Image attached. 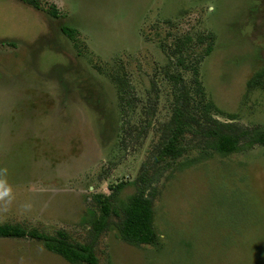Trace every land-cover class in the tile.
<instances>
[{"label":"rangeland","instance_id":"obj_1","mask_svg":"<svg viewBox=\"0 0 264 264\" xmlns=\"http://www.w3.org/2000/svg\"><path fill=\"white\" fill-rule=\"evenodd\" d=\"M37 1L0 0V223L63 230L91 243L97 264H264L261 145L170 163L151 193L157 247L88 223L94 193L120 182L119 198L134 191L171 112L165 71L190 75L166 48L175 35L215 36L198 68L213 116L264 125V88L247 85L264 62V0ZM64 24L77 28L80 53ZM112 75L133 109L119 106ZM0 264L71 263L35 239L2 238Z\"/></svg>","mask_w":264,"mask_h":264},{"label":"trees","instance_id":"obj_2","mask_svg":"<svg viewBox=\"0 0 264 264\" xmlns=\"http://www.w3.org/2000/svg\"><path fill=\"white\" fill-rule=\"evenodd\" d=\"M21 1L39 8L37 0ZM47 12L53 17L57 16L53 4L48 7ZM60 29L80 53L77 28L64 24ZM214 40L212 32L182 34L173 37L171 47L166 44L169 50H163H168L174 67L187 71L190 75L185 79L180 71H165V78L171 81L174 89L169 118L161 122L159 137L149 152L150 158L142 163L140 173L132 181L134 191L125 198H119L118 193L124 185L120 182L113 185L108 194H93L95 210L88 211V223L92 226L94 235L112 223L118 236L126 243L133 246L152 244L157 247L160 237L152 223L151 193L154 183L170 163L184 157L182 164L186 165L185 163L210 158L214 154L225 156L253 145L264 146V125L246 126L234 121L233 117L221 121L213 116L216 107L206 96L198 68L200 62L212 51ZM13 42L8 41L11 45H14ZM112 78L118 84L119 106L126 111L132 102L133 109L136 100L130 96L125 79L120 80L113 75ZM247 85L264 88V62L248 78ZM153 111L152 106L147 107L148 114L151 115ZM191 150H196L198 156H188ZM114 218L115 221H112ZM2 238H32L40 241L46 250L71 264H97L92 244L72 241L63 230L49 234L18 222H4L0 223V239Z\"/></svg>","mask_w":264,"mask_h":264}]
</instances>
